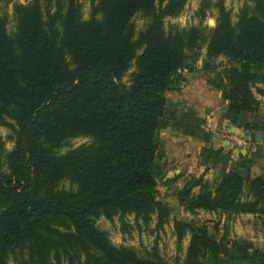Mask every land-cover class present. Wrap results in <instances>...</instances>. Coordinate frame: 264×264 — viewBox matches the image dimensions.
I'll list each match as a JSON object with an SVG mask.
<instances>
[{"label": "trees", "instance_id": "obj_1", "mask_svg": "<svg viewBox=\"0 0 264 264\" xmlns=\"http://www.w3.org/2000/svg\"><path fill=\"white\" fill-rule=\"evenodd\" d=\"M250 1L233 22L218 0L208 33L195 26L164 30V18L185 0H91L87 19L78 0L16 3L11 32L0 15V124L15 139L7 151L0 135V264H14L10 258L20 253L26 264H156L114 245L96 219L117 213L124 225L132 214L147 224L155 213L162 227L168 213L156 188L164 173L162 129L201 141L202 165L228 159L212 146L197 110L165 95L203 43L207 57L228 63L218 87L227 100L222 118L264 140L252 91L261 83L264 97V0ZM210 3L202 0L197 14L204 17ZM137 12L149 18L139 32ZM133 65L127 85L121 79ZM79 135L93 139L60 153ZM238 159L232 169L223 163L214 190L195 180L200 191L179 189L178 203L190 213L227 218L264 214V146ZM175 229L178 241L190 233L183 264H264V252L247 240L217 237L191 222L176 221Z\"/></svg>", "mask_w": 264, "mask_h": 264}, {"label": "rangeland", "instance_id": "obj_2", "mask_svg": "<svg viewBox=\"0 0 264 264\" xmlns=\"http://www.w3.org/2000/svg\"><path fill=\"white\" fill-rule=\"evenodd\" d=\"M33 0H0V15L6 17V25L9 32L15 28V16L13 6L16 3L26 4ZM44 5L47 0H38ZM81 4L82 17L87 19L90 15L91 0H78ZM158 1V0H156ZM210 6L205 11V16L197 14L202 0H185L183 7L176 15L166 16L163 20L164 30L178 28L199 27L208 33L216 25L218 16V0H210ZM165 2V1H164ZM223 6L230 10L231 19L234 22L237 13L245 3L251 4L250 0H222ZM136 32L143 30L149 23V18L141 12L132 17ZM228 65L227 61L218 58H209L206 54V43L199 49L198 59L190 64L189 69L184 70L182 79L175 82L172 88L165 92V95L183 106H193L198 114L205 120V128L212 134H219L222 142H213L217 148H222L226 155V168H235L239 162V154L262 149L264 140L253 141L251 132L242 134V131L235 133L227 129V123L221 114L226 107L227 100L223 91L218 89L224 82V70ZM205 66H209L208 69ZM134 65L122 77L121 81L130 84V73L134 71ZM261 83H255L252 91L258 99V110L264 118V97L257 91ZM0 135L5 150L10 151L14 146V136L11 129L0 124ZM160 145L164 150L163 158L159 163L163 166V175L157 181V200L162 202L167 210V216L162 227H157V216L154 213L151 220L145 224L140 220L134 221L132 214L124 217L125 224L121 223L118 214L111 218L100 214L96 219L98 228L106 230L110 241L121 248H128L135 251L139 256L147 258L156 264H183L190 233L178 241L175 229V222H191L197 225H205L208 230L226 239H244L252 243L254 247L264 252V214L241 213L227 218L224 213L197 209L195 213L186 211L176 198V192L185 187L193 192H199L200 184L192 185L195 180H201L208 188L214 190L222 172L223 163L216 166L202 165L198 152L201 141L188 135H183L165 128L160 131ZM244 137V140L241 138ZM91 135H79L70 138L59 151L66 152L82 143L91 142ZM240 139V140H239ZM244 141V144H243ZM255 160V159H254ZM260 160L256 157V164L253 173H258ZM66 184V182H65ZM14 264H26L25 254H17L16 258L11 257ZM244 264V263H242Z\"/></svg>", "mask_w": 264, "mask_h": 264}, {"label": "crops", "instance_id": "obj_3", "mask_svg": "<svg viewBox=\"0 0 264 264\" xmlns=\"http://www.w3.org/2000/svg\"><path fill=\"white\" fill-rule=\"evenodd\" d=\"M225 122L227 123L226 125H227V129L229 130V131H233V132H235V133H239L240 134V131H242V134L244 135L245 134V131H243V129L242 128H239V127H237V126H235V125H232V124H230L229 122H227L226 120H225ZM219 134H212V146L214 147V148H217V147H215L214 145H213V142L215 141V142H222V144H218L219 146H221V145H224V140H222V139H219V136H218ZM240 140V139H239ZM241 140H244V137L243 138H241Z\"/></svg>", "mask_w": 264, "mask_h": 264}, {"label": "water", "instance_id": "obj_4", "mask_svg": "<svg viewBox=\"0 0 264 264\" xmlns=\"http://www.w3.org/2000/svg\"><path fill=\"white\" fill-rule=\"evenodd\" d=\"M255 140H256V141L261 140V135L257 133V134L255 135Z\"/></svg>", "mask_w": 264, "mask_h": 264}, {"label": "built area", "instance_id": "obj_5", "mask_svg": "<svg viewBox=\"0 0 264 264\" xmlns=\"http://www.w3.org/2000/svg\"><path fill=\"white\" fill-rule=\"evenodd\" d=\"M243 144H244V141H243Z\"/></svg>", "mask_w": 264, "mask_h": 264}]
</instances>
